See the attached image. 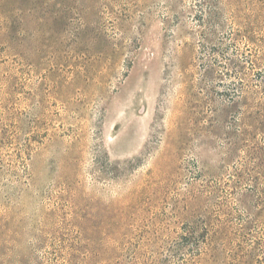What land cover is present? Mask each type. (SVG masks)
Masks as SVG:
<instances>
[{
	"label": "rangeland",
	"instance_id": "rangeland-1",
	"mask_svg": "<svg viewBox=\"0 0 264 264\" xmlns=\"http://www.w3.org/2000/svg\"><path fill=\"white\" fill-rule=\"evenodd\" d=\"M0 264H264V0H0Z\"/></svg>",
	"mask_w": 264,
	"mask_h": 264
}]
</instances>
